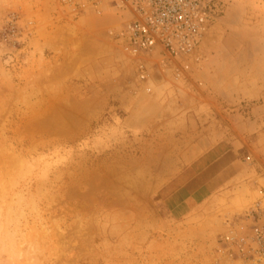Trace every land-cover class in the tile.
<instances>
[{
    "label": "rangeland",
    "instance_id": "rangeland-1",
    "mask_svg": "<svg viewBox=\"0 0 264 264\" xmlns=\"http://www.w3.org/2000/svg\"><path fill=\"white\" fill-rule=\"evenodd\" d=\"M132 19L0 0V264H253L225 237L264 204V0H214L178 57L132 53Z\"/></svg>",
    "mask_w": 264,
    "mask_h": 264
},
{
    "label": "built area",
    "instance_id": "built-area-1",
    "mask_svg": "<svg viewBox=\"0 0 264 264\" xmlns=\"http://www.w3.org/2000/svg\"><path fill=\"white\" fill-rule=\"evenodd\" d=\"M133 14L121 32L123 42L134 54L160 49L167 57L191 53L200 45L214 20V0H115ZM248 235L240 241L232 235L225 241L247 256L253 264H264V204L257 203L244 216Z\"/></svg>",
    "mask_w": 264,
    "mask_h": 264
},
{
    "label": "crops",
    "instance_id": "crops-1",
    "mask_svg": "<svg viewBox=\"0 0 264 264\" xmlns=\"http://www.w3.org/2000/svg\"><path fill=\"white\" fill-rule=\"evenodd\" d=\"M235 154H237L236 151L233 154L230 152H226L224 155L217 158L203 173H201V176L205 175V172L206 174L212 172L215 173L214 175H216L215 178L217 180L221 176L227 174L230 171V167L236 163L234 161V159L236 158Z\"/></svg>",
    "mask_w": 264,
    "mask_h": 264
}]
</instances>
